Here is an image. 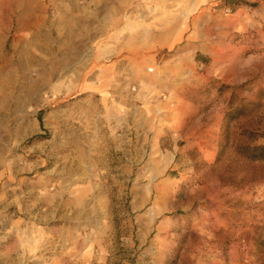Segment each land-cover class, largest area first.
Returning a JSON list of instances; mask_svg holds the SVG:
<instances>
[{"label":"rangeland","instance_id":"rangeland-1","mask_svg":"<svg viewBox=\"0 0 264 264\" xmlns=\"http://www.w3.org/2000/svg\"><path fill=\"white\" fill-rule=\"evenodd\" d=\"M257 147L264 0H0V264H264Z\"/></svg>","mask_w":264,"mask_h":264},{"label":"crops","instance_id":"crops-1","mask_svg":"<svg viewBox=\"0 0 264 264\" xmlns=\"http://www.w3.org/2000/svg\"><path fill=\"white\" fill-rule=\"evenodd\" d=\"M34 17H35V14H33L32 12L29 13L28 11H25L21 15V26L19 28H23L25 32H31L34 30L38 31L40 27L39 21L37 20L36 22L33 23L32 20ZM2 151L5 152L4 149H2Z\"/></svg>","mask_w":264,"mask_h":264},{"label":"trees","instance_id":"trees-1","mask_svg":"<svg viewBox=\"0 0 264 264\" xmlns=\"http://www.w3.org/2000/svg\"><path fill=\"white\" fill-rule=\"evenodd\" d=\"M255 155L253 156L254 159H261L264 157V147H257L255 148ZM260 155V156H259Z\"/></svg>","mask_w":264,"mask_h":264},{"label":"bare ground","instance_id":"bare-ground-1","mask_svg":"<svg viewBox=\"0 0 264 264\" xmlns=\"http://www.w3.org/2000/svg\"><path fill=\"white\" fill-rule=\"evenodd\" d=\"M27 23H28V22H27ZM36 58H37V57H36ZM28 61H29V60H28ZM33 61L35 62V60H32V62H33ZM27 63H28V62H27Z\"/></svg>","mask_w":264,"mask_h":264}]
</instances>
